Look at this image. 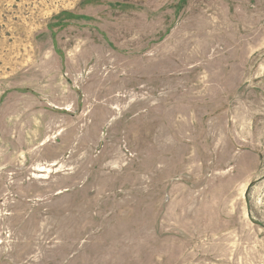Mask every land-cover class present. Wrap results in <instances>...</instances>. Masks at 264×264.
<instances>
[{"label":"rangeland","instance_id":"374dc122","mask_svg":"<svg viewBox=\"0 0 264 264\" xmlns=\"http://www.w3.org/2000/svg\"><path fill=\"white\" fill-rule=\"evenodd\" d=\"M0 264H264V0H0Z\"/></svg>","mask_w":264,"mask_h":264}]
</instances>
